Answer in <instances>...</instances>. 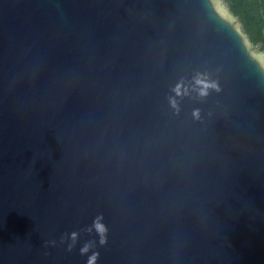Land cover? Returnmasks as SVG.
Here are the masks:
<instances>
[{"label":"water","instance_id":"water-1","mask_svg":"<svg viewBox=\"0 0 264 264\" xmlns=\"http://www.w3.org/2000/svg\"><path fill=\"white\" fill-rule=\"evenodd\" d=\"M0 264H264V51L224 0H0Z\"/></svg>","mask_w":264,"mask_h":264},{"label":"trees","instance_id":"trees-1","mask_svg":"<svg viewBox=\"0 0 264 264\" xmlns=\"http://www.w3.org/2000/svg\"><path fill=\"white\" fill-rule=\"evenodd\" d=\"M251 42L264 51V0H224Z\"/></svg>","mask_w":264,"mask_h":264}]
</instances>
